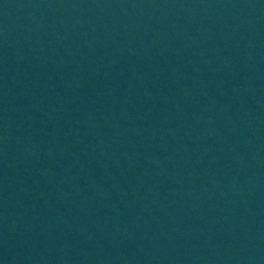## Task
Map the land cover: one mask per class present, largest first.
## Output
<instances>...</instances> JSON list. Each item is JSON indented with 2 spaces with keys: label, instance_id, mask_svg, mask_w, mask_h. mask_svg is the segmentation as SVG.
<instances>
[{
  "label": "water",
  "instance_id": "1",
  "mask_svg": "<svg viewBox=\"0 0 264 264\" xmlns=\"http://www.w3.org/2000/svg\"><path fill=\"white\" fill-rule=\"evenodd\" d=\"M0 264H264V0H0Z\"/></svg>",
  "mask_w": 264,
  "mask_h": 264
}]
</instances>
